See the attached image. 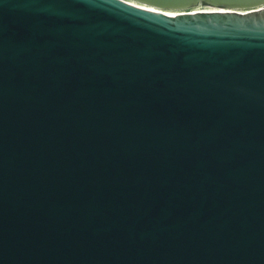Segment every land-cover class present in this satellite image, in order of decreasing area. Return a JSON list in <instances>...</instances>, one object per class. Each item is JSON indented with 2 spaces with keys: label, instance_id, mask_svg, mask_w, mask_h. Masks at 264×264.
<instances>
[{
  "label": "water",
  "instance_id": "1",
  "mask_svg": "<svg viewBox=\"0 0 264 264\" xmlns=\"http://www.w3.org/2000/svg\"><path fill=\"white\" fill-rule=\"evenodd\" d=\"M0 264H264V0H0Z\"/></svg>",
  "mask_w": 264,
  "mask_h": 264
},
{
  "label": "bare ground",
  "instance_id": "2",
  "mask_svg": "<svg viewBox=\"0 0 264 264\" xmlns=\"http://www.w3.org/2000/svg\"><path fill=\"white\" fill-rule=\"evenodd\" d=\"M201 8H209V6H205V7H199V6H197V7H195V9H201ZM211 8V7H210Z\"/></svg>",
  "mask_w": 264,
  "mask_h": 264
}]
</instances>
